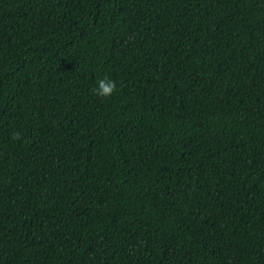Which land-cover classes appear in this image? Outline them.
<instances>
[{"label": "trees", "instance_id": "trees-1", "mask_svg": "<svg viewBox=\"0 0 264 264\" xmlns=\"http://www.w3.org/2000/svg\"><path fill=\"white\" fill-rule=\"evenodd\" d=\"M0 264H264V0H0Z\"/></svg>", "mask_w": 264, "mask_h": 264}, {"label": "clouds", "instance_id": "clouds-1", "mask_svg": "<svg viewBox=\"0 0 264 264\" xmlns=\"http://www.w3.org/2000/svg\"><path fill=\"white\" fill-rule=\"evenodd\" d=\"M97 87L93 90L95 95L100 96L101 98L110 97L116 90V82L110 77L105 76L102 79L97 80ZM14 139H19V135L13 137Z\"/></svg>", "mask_w": 264, "mask_h": 264}]
</instances>
